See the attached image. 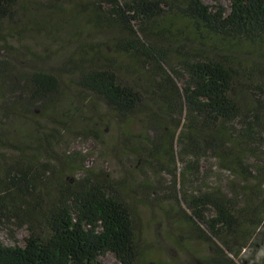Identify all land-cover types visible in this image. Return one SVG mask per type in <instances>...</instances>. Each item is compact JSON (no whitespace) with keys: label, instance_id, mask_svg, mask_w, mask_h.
<instances>
[{"label":"trees","instance_id":"trees-1","mask_svg":"<svg viewBox=\"0 0 264 264\" xmlns=\"http://www.w3.org/2000/svg\"><path fill=\"white\" fill-rule=\"evenodd\" d=\"M84 22L115 31L112 42L80 40ZM63 30L75 51L56 69L32 67L29 39ZM202 32L210 42L188 36ZM251 48L264 59V0H0V225L27 230L22 245L0 240V264H104L107 253L148 262L137 190L57 148L73 129L104 143L91 95L126 125L139 116L137 134L125 125L124 152L170 176V206L209 248L206 264H238L264 225V62L244 56ZM216 167L224 185L210 181ZM141 188L143 201L164 191Z\"/></svg>","mask_w":264,"mask_h":264},{"label":"rangeland","instance_id":"rangeland-1","mask_svg":"<svg viewBox=\"0 0 264 264\" xmlns=\"http://www.w3.org/2000/svg\"><path fill=\"white\" fill-rule=\"evenodd\" d=\"M206 2L223 4L226 7L229 4V0H206ZM47 9V7H43L41 12L44 13ZM81 26L83 32L80 40L83 38L86 42H91L92 44L111 43L115 35V31L108 28L95 27L85 22ZM203 33H196V37L192 33L188 36L195 38L194 40L197 42H210L207 34L204 33L206 34L204 36ZM75 40L76 37L68 30H63L60 33L54 32L52 36L42 33L40 36L32 37L27 42V45L32 47L39 56L38 58L30 56L32 67H43L49 70L56 69L62 63L65 55L70 54L71 49L75 51L77 44ZM61 45L69 49L61 51ZM106 54L118 57L117 59L120 58L121 63L125 62L128 64L131 62L128 58L119 57L115 49H110ZM243 54L249 59L257 58L259 61L264 62L262 55L254 48ZM13 61L20 67L24 66L20 58L14 57ZM125 70L126 68H121L122 75L127 77V79L137 80L140 78L136 72ZM143 78L141 76L139 81L147 79V77ZM77 91L75 89V93ZM71 95L72 97L75 96V94ZM71 100H66V105ZM78 103L79 101L77 100L76 104ZM86 109L91 110L97 117L96 120L102 124L105 132L104 143L96 141L92 137L86 138L77 135L78 129H73L69 132L63 131V134L57 137L60 141L57 146L60 149V153L64 151H68L67 153L72 151L80 152L82 155L87 156V166L97 169L103 168L116 179L125 178L131 183L132 188L137 190V206L140 210L144 227L145 255L143 260L148 261L146 264H206L205 257L210 253L209 248L195 237L189 224L182 220L178 212H176L177 210L172 208L175 202L168 197L171 189L167 187V184L169 185L171 181L170 176L163 172H151L147 164L142 163L137 166L136 164L139 161L137 156L124 152L123 135L126 131V124L121 120L116 109L101 98L93 95L89 97ZM32 118L34 121L40 120L37 116ZM130 118L126 126L133 134H137L142 129L140 124L142 121L139 116ZM134 118L137 119L136 122L132 121ZM14 120V125L26 123V121L31 122L21 117H17ZM79 125L76 128H79ZM8 130L13 134L16 133L12 128ZM32 130L38 132L35 126H33ZM44 159H47V157L45 156ZM211 162L213 163L214 160L212 159ZM207 166L208 162L203 161L202 167L205 168ZM209 175H211V182L215 181V183H222L223 185L228 177L225 171L219 170L217 167ZM143 181L151 182L156 188L161 187L164 191H167H159L156 196L151 195V201H143L141 198L143 192L141 184ZM154 197L156 198L154 199ZM171 202L172 207L170 206ZM26 236L27 230L25 227L16 228L15 225L9 222H4L0 225V240L5 244L22 245ZM101 260L104 264H120L112 253L101 256ZM235 261L238 264H264V225L260 228L257 236L252 238L250 245L243 250L242 254L235 257Z\"/></svg>","mask_w":264,"mask_h":264}]
</instances>
